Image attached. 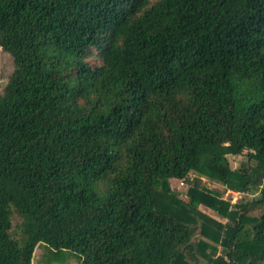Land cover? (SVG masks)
Here are the masks:
<instances>
[{
	"label": "trees",
	"instance_id": "1",
	"mask_svg": "<svg viewBox=\"0 0 264 264\" xmlns=\"http://www.w3.org/2000/svg\"><path fill=\"white\" fill-rule=\"evenodd\" d=\"M0 46V264H264V0H0ZM171 178L229 218L215 258L156 205Z\"/></svg>",
	"mask_w": 264,
	"mask_h": 264
},
{
	"label": "rangeland",
	"instance_id": "2",
	"mask_svg": "<svg viewBox=\"0 0 264 264\" xmlns=\"http://www.w3.org/2000/svg\"><path fill=\"white\" fill-rule=\"evenodd\" d=\"M14 69L13 59L12 56L4 51L0 46V93L3 90V86L6 83L9 75L12 73ZM228 161L230 163V167L232 170H235L237 167L240 166L242 162H244V165L254 164V160H247L246 156L238 155V154H232L230 152L226 153ZM190 177L197 176L201 179V184L210 190H214L220 193V199L222 201L228 202V210H235V203L246 200H249L255 196H257V193L252 192H238L233 191L230 189H227L224 184H222L219 181L213 180L208 178L205 175L197 174L194 172H191L189 174ZM170 187L172 194L171 197H166L163 194H159L156 197V205L158 208L171 212L175 215L181 216L183 218L193 219L194 222L197 225V232L193 236L192 241L195 242L197 240L206 241L209 244H212L216 247V250L213 254V258H215L217 255L223 252L224 245L222 242H220L221 238L224 237V230L225 227L229 226L231 222L229 221L228 217L220 215L215 209H212L210 207H207L203 204H199L197 209L198 212L201 214H204L205 217L200 216L198 213L189 214L185 212L180 204H185L188 201V189L192 185V183L189 181H184L181 179H175L171 178L169 180ZM261 212V208H255L249 211L248 215L251 216H258ZM206 217H210V219L207 220ZM212 220H216L219 222L221 227H218L215 225V223ZM18 218L16 216H13L12 218V224L13 227L16 226L18 223ZM183 222L189 223L187 220H182ZM202 229L206 232L205 234L202 233ZM219 233V239L218 241L214 240L212 236H216ZM207 254L211 253L210 248L207 246L204 250ZM62 253H65L66 251H61ZM61 252H56L60 254H56L52 257H50L51 251L47 250L45 245L41 244L38 245L35 249L34 258H33V264H77L75 261L76 259H73L72 256L69 255H63ZM210 252V253H209ZM194 256L196 257L197 261H193L194 263L197 262V264H209L207 263V260H204V257L200 253V250H194ZM49 257V258H48ZM189 257H186V260H188Z\"/></svg>",
	"mask_w": 264,
	"mask_h": 264
}]
</instances>
